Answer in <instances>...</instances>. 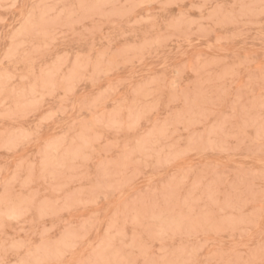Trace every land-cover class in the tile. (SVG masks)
I'll list each match as a JSON object with an SVG mask.
<instances>
[{
	"label": "rangeland",
	"instance_id": "rangeland-1",
	"mask_svg": "<svg viewBox=\"0 0 264 264\" xmlns=\"http://www.w3.org/2000/svg\"><path fill=\"white\" fill-rule=\"evenodd\" d=\"M263 91L264 0H0V264H264Z\"/></svg>",
	"mask_w": 264,
	"mask_h": 264
},
{
	"label": "bare ground",
	"instance_id": "bare-ground-1",
	"mask_svg": "<svg viewBox=\"0 0 264 264\" xmlns=\"http://www.w3.org/2000/svg\"><path fill=\"white\" fill-rule=\"evenodd\" d=\"M107 68V67H106ZM108 69V68H107ZM172 80V79H171ZM68 87V86H67ZM30 89V88H29ZM264 92V91H263ZM153 108V107H152ZM99 122V121H98ZM101 123V122H100ZM182 127V126H181ZM258 134V133H257ZM141 140V139H140ZM142 143V142H141ZM143 144V143H142ZM158 147V146H157ZM72 160V159H71ZM74 161V160H73ZM80 162H81V160H80ZM169 165V164H168ZM161 175V174H160ZM153 178V177H152ZM180 181H181V179H180ZM112 191V190H111ZM114 192V191H113ZM22 194V193H21ZM2 197V196H1ZM6 196H4V198H5ZM3 198V199H4ZM9 200V199H8ZM15 201V200H14ZM16 202V201H15ZM226 206H228V204L226 205ZM230 207V206H229ZM41 212V211H40ZM193 230H194V228H193ZM196 231V230H195ZM65 237V236H64ZM67 237V236H66ZM139 238V237H138ZM125 240V239H124ZM131 241V240H130ZM106 251V250H105ZM191 251V250H190ZM102 252V251H101ZM103 253V252H102ZM101 259V258H100ZM102 260V259H101ZM127 260V259H126Z\"/></svg>",
	"mask_w": 264,
	"mask_h": 264
}]
</instances>
